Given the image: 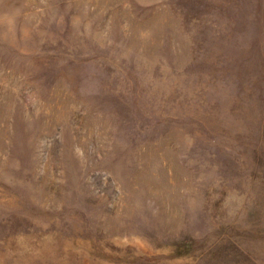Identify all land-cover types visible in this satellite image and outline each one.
<instances>
[{
    "label": "rangeland",
    "instance_id": "obj_1",
    "mask_svg": "<svg viewBox=\"0 0 264 264\" xmlns=\"http://www.w3.org/2000/svg\"><path fill=\"white\" fill-rule=\"evenodd\" d=\"M0 264H264V0H0Z\"/></svg>",
    "mask_w": 264,
    "mask_h": 264
}]
</instances>
